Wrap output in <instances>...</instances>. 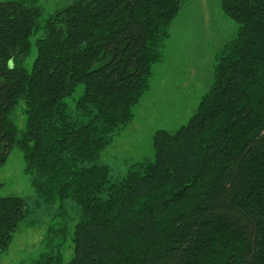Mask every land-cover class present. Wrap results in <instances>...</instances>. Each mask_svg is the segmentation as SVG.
<instances>
[{"label": "trees", "instance_id": "trees-1", "mask_svg": "<svg viewBox=\"0 0 264 264\" xmlns=\"http://www.w3.org/2000/svg\"><path fill=\"white\" fill-rule=\"evenodd\" d=\"M187 1L76 0L44 19L36 0L0 1V166L16 146L36 205L54 208L29 264H264V0H220L237 34L215 51L187 123L153 133V157L115 179L98 163ZM20 101L21 132L10 117ZM30 212L26 198L0 196V253Z\"/></svg>", "mask_w": 264, "mask_h": 264}, {"label": "rangeland", "instance_id": "rangeland-1", "mask_svg": "<svg viewBox=\"0 0 264 264\" xmlns=\"http://www.w3.org/2000/svg\"><path fill=\"white\" fill-rule=\"evenodd\" d=\"M5 1V0H0ZM43 10L42 19L76 0H36ZM187 3V2H186ZM184 4L172 21L170 36L165 42L163 59L154 65L149 89L133 108V119L101 152L98 163L110 167L112 179L125 173L129 165L153 157L152 136L158 129L175 131L185 125L194 113L202 95L213 81V55L225 42L237 34L238 24L220 7V0H190ZM43 35L35 32L30 37L31 46L23 61L27 70L36 55L35 39ZM78 86L71 97L81 94ZM71 98H66L70 104ZM22 102H18L10 117L18 131L25 128ZM190 152L182 161L181 171L186 173L194 165ZM24 161L16 147L9 150L0 166V196H19L27 199L31 212L13 233L8 249L0 253V264H29L42 248V238L53 220L54 208L37 206L29 175L23 171ZM70 224L77 222V211H69ZM71 231V228H70ZM64 261L72 256L69 239L63 246Z\"/></svg>", "mask_w": 264, "mask_h": 264}, {"label": "crops", "instance_id": "crops-1", "mask_svg": "<svg viewBox=\"0 0 264 264\" xmlns=\"http://www.w3.org/2000/svg\"><path fill=\"white\" fill-rule=\"evenodd\" d=\"M189 1H190V0H188L187 3H188ZM187 3H186V4H187ZM181 8H182V7H181ZM180 10H181V9H180ZM179 12H180V11H179ZM178 14H179V13H178ZM152 75H153V73H152ZM151 78H152V77H151Z\"/></svg>", "mask_w": 264, "mask_h": 264}]
</instances>
